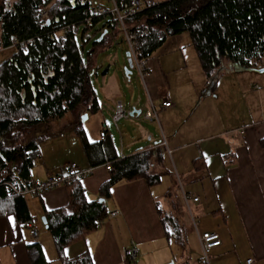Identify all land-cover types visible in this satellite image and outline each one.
<instances>
[{
    "label": "crops",
    "instance_id": "obj_1",
    "mask_svg": "<svg viewBox=\"0 0 264 264\" xmlns=\"http://www.w3.org/2000/svg\"><path fill=\"white\" fill-rule=\"evenodd\" d=\"M170 38L155 53L159 58L151 59L154 54L148 60L145 100L139 96L136 101H124L118 77L108 79L107 72L103 96L96 93L92 82L99 108L83 116L88 115L87 121L93 119L91 127L98 136H91L90 126L76 125L74 114L36 134L43 141L32 177L45 179L65 172L69 163L93 168V174L77 186L25 197L37 237L31 234L28 222L19 221L6 203H0V264H35L30 247L36 244L42 248L44 264H199L204 232H216L222 238L211 264H244L247 259L264 264V62L262 68L241 72L224 62L207 77L191 41L192 57L190 53L189 60L184 59L189 69L182 59H175L184 47L177 41L167 47ZM181 69L185 72L178 73ZM168 98L172 105L165 108ZM118 102L129 116L134 109L140 111L120 121L128 130L132 127L125 136L120 122L116 126L113 120ZM151 108L156 109L157 120L145 118ZM141 119L153 126L145 127ZM112 123L120 135L119 147ZM45 134L54 136L48 145ZM106 141L108 148L98 147ZM86 144L95 146L90 157ZM160 148L162 164L154 163L152 168L162 175L160 184L150 187L144 179L122 182L113 187L109 198L102 197L101 187L110 179L107 164L111 157L123 159ZM162 186L158 193L153 192ZM184 194L199 202L186 204ZM77 195L88 202L104 199L108 217L94 231L69 242L62 255L48 226L39 220L60 209L73 213L70 203ZM176 201L182 206L178 214L183 228L180 242L166 236L159 212L173 213ZM112 212L118 215L111 218ZM132 247L138 250L133 262L124 256ZM88 257L89 262L82 261Z\"/></svg>",
    "mask_w": 264,
    "mask_h": 264
},
{
    "label": "trees",
    "instance_id": "obj_2",
    "mask_svg": "<svg viewBox=\"0 0 264 264\" xmlns=\"http://www.w3.org/2000/svg\"><path fill=\"white\" fill-rule=\"evenodd\" d=\"M104 1L110 2L0 0V49H15L0 66V183L32 177L41 157L43 140L36 137L40 130L68 114L77 116L79 125L83 114L98 110L91 77L96 73L99 51L107 48L112 38L108 32L101 41H94L85 55L76 36L83 28L85 43V34L108 16L110 21L103 29L120 33L109 13L93 14L98 6L107 9ZM117 4L126 9L131 0H117ZM45 11L48 21L43 18ZM125 23L130 31L150 30L137 52L148 60L168 38L186 33L207 77L224 62L231 63L237 72L263 67L264 0H167L145 8ZM107 143L98 147L108 148ZM85 146L90 157L95 146ZM162 157L161 148L123 159L111 157L110 179L101 187L102 197L109 198L113 187L122 182L144 179L150 187L160 184L162 175L153 173L152 168L154 163L162 164ZM176 202L173 213L159 212L166 236L180 242L183 228L178 214L182 206ZM0 203H6L22 223L30 222L25 197L12 196L0 185ZM70 207L71 214L60 209L46 215V225L60 254L69 242L94 231L108 217L104 202H88L83 195L72 199ZM30 253L35 264L46 262L39 244L30 247ZM87 260L90 258L82 261Z\"/></svg>",
    "mask_w": 264,
    "mask_h": 264
},
{
    "label": "built area",
    "instance_id": "obj_3",
    "mask_svg": "<svg viewBox=\"0 0 264 264\" xmlns=\"http://www.w3.org/2000/svg\"><path fill=\"white\" fill-rule=\"evenodd\" d=\"M113 3V9L108 11L103 6H98L93 9L94 15H106L110 14L113 22L120 29L123 39L127 45V50L130 52V58L132 59L133 69L137 72L138 77L143 83H145L146 78L149 75V61L148 59L142 58L138 55V49L144 38L150 36V30L148 28H141L135 31H130L125 21L131 16L141 12L145 8L153 7L157 2L154 0H131V6L126 9H121L117 0H108ZM44 20H49L48 12L43 13ZM89 22V21H88ZM108 64L112 62L107 61ZM1 66V64H0ZM171 102L169 98L163 103V107H171ZM130 116L127 114L122 102H118L115 107V112L113 116L114 123L116 126L118 123L124 119H128ZM145 118L149 121L157 120V112L155 108H151L146 114ZM108 170L111 171V164H107ZM93 168L82 169L75 163H69L65 167V172L50 174L45 179L38 177H30L28 179L22 180L18 183L14 182H3L0 183L1 186L5 187L6 191L12 196H39L44 195L54 189L59 187H68L75 183H80L86 177L93 174ZM184 202L189 204L190 202L197 203L199 198L191 197L190 195L184 194ZM118 215L117 212L110 213V217L114 218ZM31 228V234L34 237L38 236L37 230L34 228L33 224L29 222ZM200 243L202 246V259L199 264H211L212 255L214 250L222 246V238L219 233L216 232H204L200 235ZM124 256L127 260L135 261L138 256V250L136 247L126 249L124 251ZM254 259H247L244 264H254Z\"/></svg>",
    "mask_w": 264,
    "mask_h": 264
},
{
    "label": "rangeland",
    "instance_id": "obj_4",
    "mask_svg": "<svg viewBox=\"0 0 264 264\" xmlns=\"http://www.w3.org/2000/svg\"><path fill=\"white\" fill-rule=\"evenodd\" d=\"M155 2H157V0H154ZM107 7L108 11H111L113 9V3L112 2H106L104 1ZM110 21L109 16L107 17V19L103 20L102 22H100L95 30H91L88 31L85 36H84V40L85 43H83L82 41V31L83 28H80L77 36H76V40L77 43L79 44V46H84V54L86 55L93 46L94 41H97L101 38V36L104 34L103 32L108 31L110 34V37L112 38V43L109 42V46L107 48H104L102 50L99 51L97 57H96V74H93L91 79L94 85V88L96 90V93L101 97L103 96L102 93V87H103V79H104V73L107 72L106 75H108V79L110 77H118L119 83L121 85V98L124 101H136L138 99L139 96L143 97L145 100V91H144V83L141 81V79L138 77L137 72L133 69V73L130 77V79H128V77L125 76V71L124 68L125 66L128 65V59L126 57V53H127V45L123 39L122 33H118L115 34L114 31L111 30H107V29H103V26ZM189 36L188 34L184 33L178 36H175L173 38L169 39V42L167 44V47L170 44L169 49L172 47V43L173 41H177L179 44L182 45V47H184L183 52H178L175 55V59L178 61L179 59H182L183 62H185L184 59H186L187 61L189 60L190 57V53H191V57H192V47L190 46V41H189ZM15 53V49L11 48L9 50H0V63L4 62L7 60L8 57H11L13 54ZM158 54H155L151 59H154L157 57V59L159 58V56H157ZM160 55V54H159ZM173 57V56H171ZM174 59V57H173ZM108 60H110L112 63L108 64ZM186 64V62H185ZM188 66V68L190 69L191 67L189 66V64H186ZM150 67V64H149ZM177 68H182V66L177 67ZM178 73H184L185 71H183V69L181 70H177ZM84 117V116H82ZM82 117L80 119V122L83 125H87L88 127L92 125L93 123V119L90 120H85L84 122H82ZM141 121H143V119H141ZM142 125H144L145 127H151L153 126V124L147 123L145 121H143L141 123ZM124 122H120L119 123V127L122 131V134L125 136V133H127V131H131L132 127L130 130L127 129V127H124ZM114 133L116 135L117 138V145L119 147L120 145V135L118 133V130L116 128V126L112 123L111 124ZM92 131H91V136H98L94 127L92 126ZM68 130V129H67ZM54 136H51L50 134H45V140H46V144L48 145L50 142H48V140L53 139ZM126 142L128 143V138H125ZM145 143H149L150 141H144ZM127 153V151H126ZM165 183L166 180H163ZM163 188L160 187H155L153 189L154 193H158L161 189ZM175 203V202H174ZM177 203V202H176ZM39 221H43V220H39ZM168 225L171 227V223H168ZM175 240V239H172ZM177 250V247H174V253ZM177 257V256H176ZM178 262V259L175 261Z\"/></svg>",
    "mask_w": 264,
    "mask_h": 264
},
{
    "label": "water",
    "instance_id": "obj_5",
    "mask_svg": "<svg viewBox=\"0 0 264 264\" xmlns=\"http://www.w3.org/2000/svg\"><path fill=\"white\" fill-rule=\"evenodd\" d=\"M108 31H105V33L101 36V38L99 39V41H101L105 34H107ZM126 57L128 59V65L125 66L124 71H125V75L126 77H128V79H130L132 73H133V63H132V59L130 58V52L126 53ZM131 117H134L136 114L139 115L140 111H137L136 109H134L132 112L129 113ZM88 115H84V117H82V122H84L85 120H87ZM100 202H104V199H101ZM46 219H43V223L46 224ZM47 227V225H46ZM170 264H175L174 262H171Z\"/></svg>",
    "mask_w": 264,
    "mask_h": 264
},
{
    "label": "snow or ice",
    "instance_id": "obj_6",
    "mask_svg": "<svg viewBox=\"0 0 264 264\" xmlns=\"http://www.w3.org/2000/svg\"><path fill=\"white\" fill-rule=\"evenodd\" d=\"M9 221L11 222L12 218L11 217H8Z\"/></svg>",
    "mask_w": 264,
    "mask_h": 264
}]
</instances>
